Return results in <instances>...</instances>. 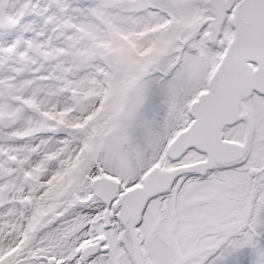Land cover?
Segmentation results:
<instances>
[{"label": "snow or ice", "instance_id": "6c2138e0", "mask_svg": "<svg viewBox=\"0 0 264 264\" xmlns=\"http://www.w3.org/2000/svg\"><path fill=\"white\" fill-rule=\"evenodd\" d=\"M0 264H264V0H0Z\"/></svg>", "mask_w": 264, "mask_h": 264}]
</instances>
